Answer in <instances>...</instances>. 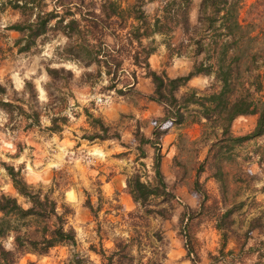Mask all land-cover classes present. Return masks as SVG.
Listing matches in <instances>:
<instances>
[{
	"label": "clouds",
	"instance_id": "1",
	"mask_svg": "<svg viewBox=\"0 0 264 264\" xmlns=\"http://www.w3.org/2000/svg\"><path fill=\"white\" fill-rule=\"evenodd\" d=\"M233 4L248 111L222 120L205 115L225 85L198 43L212 0H0V264H264V129L247 126L264 112V0ZM226 128L241 141L230 203L217 168L186 182Z\"/></svg>",
	"mask_w": 264,
	"mask_h": 264
},
{
	"label": "trees",
	"instance_id": "2",
	"mask_svg": "<svg viewBox=\"0 0 264 264\" xmlns=\"http://www.w3.org/2000/svg\"><path fill=\"white\" fill-rule=\"evenodd\" d=\"M212 4L214 9L216 10V14L212 17H209V28L213 33L211 37V44H209L207 40L200 41L198 43L200 45V52H208V59L211 60L215 58L218 61L220 65L218 78H222L225 85L224 91L219 96H213L211 98L216 107L212 108L211 106H209L205 112V115L210 116L212 112H219L221 119L223 120L224 117H230L231 114L235 111H248V107L245 101L239 99V97L241 96V92L238 86L239 72L237 71L236 67L237 65H239L240 71H243L244 65L248 63V59L247 57L241 59L239 56H237L229 61L228 52L229 48L231 47L243 48L244 45L242 43V40L244 39V35L241 33V28L242 25L246 23V21L244 20V18H240V11L242 7H238L237 4H233L231 8L226 7L227 0H212ZM221 11L225 12V15L222 17V19L224 20V24L221 25V27H227L229 34H235L236 36L240 37L239 39L235 40L233 44H224L221 39L222 34L220 33L219 29L215 27L216 18L217 16H219V13ZM112 13L115 15H120L115 5L112 8ZM137 16L139 17V13L137 14ZM129 19L132 20L130 17ZM129 19L126 21L127 23H134V21H129ZM157 24L159 25V22H157ZM248 35L255 37L257 34L256 32L252 31ZM260 35L261 37H264V30H261ZM197 54L199 55V52ZM198 70L210 71L211 69ZM157 83H159V78H157ZM173 87H175V85H173ZM0 91L3 90L0 89ZM258 91H261V89H258ZM250 115H256L254 128H256L257 131L264 129V112H261L259 109H257L256 111L251 112ZM192 123H197L195 121V118L192 119ZM232 136H234V134L226 128L224 139L220 140L218 143H225L228 148L241 143L240 140L232 139ZM245 139H248V137H245ZM214 145L216 144H213L212 147ZM3 208H8V205H4ZM107 264H114V258H109Z\"/></svg>",
	"mask_w": 264,
	"mask_h": 264
},
{
	"label": "rangeland",
	"instance_id": "3",
	"mask_svg": "<svg viewBox=\"0 0 264 264\" xmlns=\"http://www.w3.org/2000/svg\"><path fill=\"white\" fill-rule=\"evenodd\" d=\"M247 0H243L242 3L246 4ZM246 15V8L242 7L241 11H240V18H244V16ZM129 21H132L129 19ZM264 83V81L262 82ZM261 96L262 98H264V90H261ZM140 103H145L144 100H141ZM149 107H151V105H149ZM256 116H254L253 118L249 117V124L247 125L248 127H254L255 122H256ZM192 119H185L184 121V127L182 128V134L183 137H187L190 141H195L198 139V137L200 136V132H201V127L198 123H192ZM253 119V120H252ZM234 135H235V131L232 130L231 131ZM171 139V137H164L163 142L165 144H167L169 142V140ZM192 145H188V147H191ZM235 147L232 146L231 148H228L226 146L225 143H218L216 145H214L211 148L208 149H202L201 150V159L203 160V163L197 167H194L191 171H189L188 175H187V180L186 182L188 184L192 183V180L196 178L198 172H203L205 170H207V168L209 166L217 168L218 172H217V176L221 177L224 182H225V198H224V202L225 203H230L232 200V196H231V190L233 188L232 185V177L235 171V168L232 164L233 161V148ZM206 152V155L204 154ZM224 161H228V163H223ZM167 160L162 161V167L163 169L166 171L167 170ZM102 172H107V169H101ZM103 179V177L101 178ZM111 182L113 183H117L119 181V177L116 175H113L110 178ZM199 187V186H198ZM183 189L182 188H177L176 189V195H180L182 194ZM123 199V198H122ZM109 213L111 212V210H108ZM87 219L91 220L92 216L89 214H85ZM109 220H116L119 219V217H114L112 215L109 214L108 216ZM225 220L227 219V217L224 218ZM225 225L222 223L221 227H224ZM32 257L31 256H25L23 258V260L21 261V264H24V261H31Z\"/></svg>",
	"mask_w": 264,
	"mask_h": 264
},
{
	"label": "crops",
	"instance_id": "4",
	"mask_svg": "<svg viewBox=\"0 0 264 264\" xmlns=\"http://www.w3.org/2000/svg\"><path fill=\"white\" fill-rule=\"evenodd\" d=\"M254 116H256V115H249V117H251V118H253ZM256 118V117H255ZM253 120V119H252Z\"/></svg>",
	"mask_w": 264,
	"mask_h": 264
}]
</instances>
